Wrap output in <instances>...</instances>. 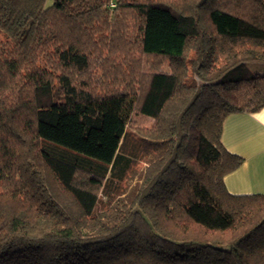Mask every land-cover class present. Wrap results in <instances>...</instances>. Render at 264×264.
Here are the masks:
<instances>
[{"label":"trees","instance_id":"obj_1","mask_svg":"<svg viewBox=\"0 0 264 264\" xmlns=\"http://www.w3.org/2000/svg\"><path fill=\"white\" fill-rule=\"evenodd\" d=\"M263 107L264 0H0V264H264L222 143Z\"/></svg>","mask_w":264,"mask_h":264},{"label":"crops","instance_id":"obj_2","mask_svg":"<svg viewBox=\"0 0 264 264\" xmlns=\"http://www.w3.org/2000/svg\"><path fill=\"white\" fill-rule=\"evenodd\" d=\"M222 143L242 163L224 177L227 190L235 195L264 193V107L256 112L228 115Z\"/></svg>","mask_w":264,"mask_h":264},{"label":"rangeland","instance_id":"obj_3","mask_svg":"<svg viewBox=\"0 0 264 264\" xmlns=\"http://www.w3.org/2000/svg\"><path fill=\"white\" fill-rule=\"evenodd\" d=\"M93 38L100 46L102 51L106 53L108 43H109V34L102 33L101 31L95 28L93 30ZM260 64L254 63L250 65V71L258 70ZM248 71H244L241 76H246ZM90 78L93 92L98 95H113V94H129L133 95L138 92L137 89L133 88L130 84H128L125 80H118L116 82H112L106 80L103 77V70L100 64L95 65L90 70Z\"/></svg>","mask_w":264,"mask_h":264}]
</instances>
